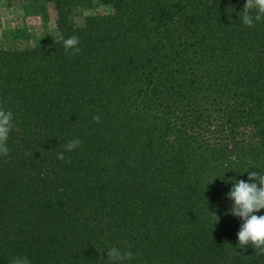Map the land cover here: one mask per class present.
Segmentation results:
<instances>
[{"label":"trees","instance_id":"obj_1","mask_svg":"<svg viewBox=\"0 0 264 264\" xmlns=\"http://www.w3.org/2000/svg\"><path fill=\"white\" fill-rule=\"evenodd\" d=\"M36 1L52 34L0 49V264H112L111 247L124 264H264L228 198L264 174V20L243 23L246 0Z\"/></svg>","mask_w":264,"mask_h":264},{"label":"clouds","instance_id":"obj_2","mask_svg":"<svg viewBox=\"0 0 264 264\" xmlns=\"http://www.w3.org/2000/svg\"><path fill=\"white\" fill-rule=\"evenodd\" d=\"M255 11L253 15L252 12ZM242 21L248 27H254L256 22L264 20V0H246L242 11ZM65 52L69 55H77L80 52L79 37L72 35L63 41ZM94 122H100V116L93 117ZM14 115L11 110H5L0 106V156H8L9 148L7 141L10 132L14 127ZM79 138L71 140L65 147L67 151H72L80 147ZM57 158L64 160V153H58ZM248 179L256 182H245L237 180L228 193V198L234 201L231 214L243 220V224L238 232V247L241 249L251 245L255 250H259V255L264 254V215L255 213L264 209V174L255 171L250 172ZM216 223L219 216L213 215ZM108 259L112 264H124L125 261L133 259L131 251L121 252L117 247L107 250ZM12 264H30L26 256H17Z\"/></svg>","mask_w":264,"mask_h":264},{"label":"rangeland","instance_id":"obj_3","mask_svg":"<svg viewBox=\"0 0 264 264\" xmlns=\"http://www.w3.org/2000/svg\"><path fill=\"white\" fill-rule=\"evenodd\" d=\"M105 11L104 8L98 10ZM53 30L54 10L51 6L36 0H0V49L36 45Z\"/></svg>","mask_w":264,"mask_h":264}]
</instances>
